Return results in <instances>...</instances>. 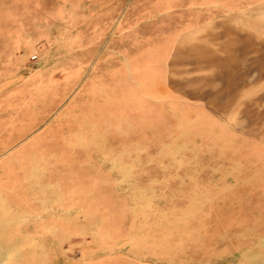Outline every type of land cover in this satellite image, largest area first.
I'll list each match as a JSON object with an SVG mask.
<instances>
[{"label": "rangeland", "instance_id": "1", "mask_svg": "<svg viewBox=\"0 0 264 264\" xmlns=\"http://www.w3.org/2000/svg\"><path fill=\"white\" fill-rule=\"evenodd\" d=\"M213 1L0 0V254L264 264V24Z\"/></svg>", "mask_w": 264, "mask_h": 264}, {"label": "crops", "instance_id": "2", "mask_svg": "<svg viewBox=\"0 0 264 264\" xmlns=\"http://www.w3.org/2000/svg\"><path fill=\"white\" fill-rule=\"evenodd\" d=\"M220 1L221 0H216V3ZM203 2H205V0H203ZM213 2H215V0ZM222 2L227 4V6L224 5L225 8H223V10L227 9L230 14L237 10L255 6V8H257L256 11H260V14H250L247 15V18L250 20H257L260 18L261 24H264V0H222ZM221 9V7L212 6V10L198 11L196 19L190 21L192 22L190 26L193 27L196 23L199 24V22H202L205 20V18L214 19L219 17L220 15H218V13L219 10L221 11ZM207 14H211L210 16L212 17H209V15L206 17ZM257 26L258 25H255V27ZM207 33L219 34L215 30H209ZM224 33L237 36L240 34V31H238L235 26L230 25L228 31ZM249 34L251 33L248 31L243 32V35ZM27 221L28 219H15L14 217L9 220V224L7 225V227L9 226V241L13 243L19 242L21 243V246L19 250H15L14 246H11L10 250L6 251L4 254H0V264H141V254H79V258H84V262H78L77 258H71L73 254H54V252L49 253L46 252L44 248L30 254L29 225ZM19 222H21V224H18ZM17 227H21L22 229L18 230Z\"/></svg>", "mask_w": 264, "mask_h": 264}]
</instances>
